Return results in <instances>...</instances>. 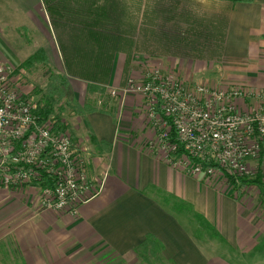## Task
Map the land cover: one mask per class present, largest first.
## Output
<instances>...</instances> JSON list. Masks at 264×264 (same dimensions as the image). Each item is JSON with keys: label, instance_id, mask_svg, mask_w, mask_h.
<instances>
[{"label": "crops", "instance_id": "crops-1", "mask_svg": "<svg viewBox=\"0 0 264 264\" xmlns=\"http://www.w3.org/2000/svg\"><path fill=\"white\" fill-rule=\"evenodd\" d=\"M0 64L67 76L59 119L100 188L71 213L42 210L38 182L0 186V264H264L245 257L264 234L247 195L264 185V140L247 160L256 183L189 175L147 148L141 95L110 94L149 68L264 88V0H0ZM201 225L236 259L206 249ZM147 236L157 259L138 249Z\"/></svg>", "mask_w": 264, "mask_h": 264}, {"label": "built area", "instance_id": "built-area-1", "mask_svg": "<svg viewBox=\"0 0 264 264\" xmlns=\"http://www.w3.org/2000/svg\"><path fill=\"white\" fill-rule=\"evenodd\" d=\"M15 69L0 64V186L21 187L41 180L38 172L44 171L51 184L40 189V208L76 213L100 188L89 182L86 161L68 132H55L53 116L41 119L35 113L38 104L18 85ZM118 91L141 95L153 130L146 146L161 152L174 168L189 175L219 173L193 162L192 156L219 164L236 180L251 175L247 160L259 156L264 140V88L186 84L175 73L149 68L140 77L130 75L110 94ZM165 117L171 118L177 142L170 138Z\"/></svg>", "mask_w": 264, "mask_h": 264}, {"label": "trees", "instance_id": "trees-1", "mask_svg": "<svg viewBox=\"0 0 264 264\" xmlns=\"http://www.w3.org/2000/svg\"><path fill=\"white\" fill-rule=\"evenodd\" d=\"M234 3H251L254 0H228ZM70 89V83L66 75L59 74V73H51L47 76V82L43 90L45 92L46 99L43 100L42 104H38L37 108L35 109V113L40 116V118H46L48 116H53L56 119V124L54 126L55 132H66L67 127L64 125L60 119L59 115L63 111V106L59 105V103L67 97ZM55 104L58 105V109L55 111ZM76 108H74L75 112H80L82 110V107L86 110L94 109V107L88 106L87 108L85 106H79L78 104H75ZM161 115H163L162 112H160ZM169 123H170V138L173 141L177 142L176 138V132L174 127L171 124V118L165 117ZM71 138V137H70ZM72 142V141H71ZM179 149L182 151L181 145L179 144ZM191 160L193 162L200 163L202 166H212L216 172L223 173V175L233 184L237 183L239 181L241 186L249 185L256 183V177L254 178H248V177H240L238 180L233 178L230 174H227L224 172V170L219 166L217 163L209 162V161H200L198 158L190 156ZM38 174L41 177V180H36L35 182L40 183V186H47L51 184V176L44 171L38 172ZM154 238L151 236H147L145 240L139 245L138 249L145 253L147 257H151L153 259H157L159 255V247H156L155 244H153ZM142 256V255H141Z\"/></svg>", "mask_w": 264, "mask_h": 264}, {"label": "rangeland", "instance_id": "rangeland-1", "mask_svg": "<svg viewBox=\"0 0 264 264\" xmlns=\"http://www.w3.org/2000/svg\"><path fill=\"white\" fill-rule=\"evenodd\" d=\"M211 69L215 75L217 73H219V74L222 73L218 69H214V70H213V68H211ZM19 73L20 74L18 75V77H19L18 85L21 88L28 85V86L23 88V91L25 92V90H28V91L30 90L29 92H26V93L28 95L33 96V99L37 102V104H42L43 100L46 99L45 92L41 91L44 89L46 82H47L46 72L44 70H41V71L39 70V72H37L35 74H27V73H24L22 70ZM198 77L202 78L203 76H198ZM204 79L207 80L208 78L205 77ZM57 109H58V105L55 104V111ZM248 178H252V175L249 176ZM261 189H262V192H261ZM259 191H260V193L258 194ZM247 195L251 198L252 209H254V211L259 213L257 220L260 223L262 222V225L264 227V185L263 186L260 185V188L252 187L247 192ZM195 225L196 224L193 225L194 229H195ZM195 235H196L198 241L206 249L216 247L219 251L224 252V253L228 254L229 256L233 257L234 259H236L235 251H232V250L230 251V250L226 249L224 243L220 242L214 236L212 229L205 228L204 226L199 227V228L197 227ZM262 235L264 236L263 233H262ZM263 236L260 237V239H259L258 247L255 248L254 250H252L250 252V254L245 255V257L248 260H251L252 258H254V259L257 258L259 260L261 259L260 260L261 262L264 260V237Z\"/></svg>", "mask_w": 264, "mask_h": 264}]
</instances>
